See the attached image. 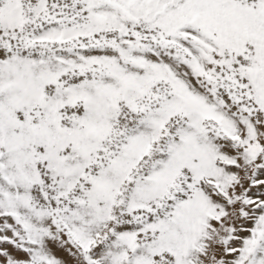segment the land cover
<instances>
[{
	"label": "bare ground",
	"instance_id": "bare-ground-1",
	"mask_svg": "<svg viewBox=\"0 0 264 264\" xmlns=\"http://www.w3.org/2000/svg\"><path fill=\"white\" fill-rule=\"evenodd\" d=\"M71 1L74 5L71 6L70 9H67L66 6ZM103 1L106 2L107 0H103ZM166 1L168 0H162V1L161 0H129L130 3L126 5L127 7L125 11L126 13L127 11L130 10L129 12H132V11L134 13L144 12L145 14L147 13L149 15H153L152 12L155 9L159 11V13L163 11L164 9L163 5H165ZM172 1H174V7H175V6H181L182 2L186 0H172ZM189 1L191 2L193 0H189ZM198 1L200 2V4L204 3V5L205 4L209 5L212 3L211 5L212 7L213 6L219 7V8L214 9L211 12V15L221 10L219 12L218 18H214V20H216L217 23L219 22L221 24L220 26L221 31H224L222 33L230 35L231 33L236 34V31H238V34H242L246 30L245 35L247 33H250L251 35L264 34V0H204V1L198 0ZM77 2L80 3L81 0H15V5L6 10V8H4V1L0 0V8L3 7L0 11H3L5 9L3 13L12 17L15 21L21 20L20 24L23 30L21 33L16 32L15 35L8 34L9 36H5L2 32H0V57L4 56L6 58H11L10 60L11 64H12V61L15 62V66H14L15 69H12V68L0 69V264H171L170 261L174 264H184L188 256H186L185 253H182V254L180 253L181 251L180 249L184 248L183 246L179 247L177 245L174 248L176 249L178 247L176 250V258L174 257L173 258L174 261H173L170 258L163 257V256L161 257L160 255L159 256L156 255L155 252H153L150 249L149 240L150 242H152V240L155 238H152L150 236L151 234L149 235V232H147L146 234H144L143 230H142L143 234L137 232L139 226L143 228L144 227L143 224L145 222L150 221V220H155L154 217H156V215L154 216L151 214L153 212H150L146 208L145 210L146 212L149 213V215H148V218L147 219L144 218V220H141L140 216L137 218H133L129 214L128 216L127 214L122 212L127 217L121 214V211H123V207L121 204L124 203L122 202V200H124L125 198H129L130 196H126L129 193L132 195L130 191V184H131L130 181L126 186L124 185L125 187L121 189L120 197L118 199L119 203L115 204V207L112 206L113 208L111 210L114 216L112 219L107 220L108 228H106L105 231L101 232V234H99L98 237H96L97 231L90 232L92 231V227L91 228L86 227V229L83 228L84 226L83 223H85L83 222V220L84 219L87 220V217L85 218L83 217L85 216L84 211H86V209H82V208L73 209L72 207H69L72 202L70 198L68 199L67 195L69 194L66 193L59 200L56 199L55 201V198L57 197V196L55 197V194L59 192L58 190H59L60 184L58 185L57 181L54 183V178L51 174V171L54 170L53 169L54 164H57L58 168H61V170L63 171L68 168L66 162L62 159V157L65 155L67 156L70 155V151H71L69 148L70 146L80 143V145L82 144V148L85 146L86 147L90 146L91 148H94L95 141L92 138V136H94L96 134V131H98L97 135L102 136L101 141L97 142L99 143L100 147H103V145L107 146V148L112 153H117L121 148H123L125 149L123 150V152L129 155L131 153V150H130L131 148L130 147L128 149L124 148L126 146L128 147V141L131 140V144L134 145L137 142L136 140H134L137 136H139L140 138L141 137L143 138L140 132H137V131L133 132L134 130H137V128L134 129L133 128L134 124L129 123L128 119L127 121L126 119H122L121 124L117 122V120L113 116V115H116L114 114V111L116 109L113 107V105L112 106L110 105L109 107L104 108L103 104H101L102 103L101 96H99L98 94H102V96L104 94L105 97H108L110 93L108 91H105L104 87L102 86H100L99 90L96 91L94 88V82L92 83L88 81L90 77L88 76L89 73L77 71V74L74 73V75H72L71 72L65 69L66 66L78 68L76 63L71 62V59L67 60L68 59L67 55H74V56H69L71 58L75 57V55L76 57H78V55L87 56L89 52L94 53V52H97L98 50L104 49L103 44L101 45L96 44L95 46L90 47L89 41L96 42L98 40V37L101 35V32H100V35H97V32H95L94 30L96 28L98 29L97 24H96V19H94L95 15L90 14L89 18L86 17V12L83 11L84 8L80 7L81 4H77ZM99 2L100 1L97 0V3L95 4V6H97L98 8L101 6L105 7L104 4L111 5L114 2L119 3L120 1L111 0L109 3H104V4L102 3V5ZM120 5L122 7H125L123 4H120ZM157 6L158 7L160 6L159 7L160 9H157L156 8ZM120 9L121 8H119V10ZM148 10H151V11L148 12ZM171 13L172 12H170V14ZM120 14L124 17L123 14H125V12L124 11L119 12L117 14V17H119ZM79 16H82V17H80L79 19L75 18ZM85 18L87 20L85 25L88 28H92L91 32L87 31L84 26L83 20ZM117 19L118 18H116V20ZM194 19L196 18L194 17ZM116 20L114 21L116 22ZM185 21H189V19ZM108 22L112 23L110 19L108 20ZM75 24H79L80 27L83 28L82 38L80 37L77 39H73L71 37H68V35H70V32H72L73 30L72 28L74 27L77 28ZM103 24L104 23L102 22V25ZM98 25L100 27V24ZM6 26H9V25H6ZM173 26H175V24H173ZM182 27L181 28L178 27L175 29L171 25L170 29L168 30L167 28V30L171 32H174L176 30L175 31L176 32L175 35H176L178 31H181ZM197 27L201 29L203 26H201L199 23ZM193 28H195V25H193ZM238 28L240 29V33H239ZM58 30L59 31L63 30V32L65 33L64 35L61 36L60 40L58 41V44H56L58 49L52 51L49 49L50 46L40 48L42 45L46 46V43H44L41 40V39H46L43 36L50 35L49 37H52V36L54 37L53 34L56 33ZM85 33L88 35L84 37ZM140 37H144V34L140 35ZM164 38L165 36L162 35L161 41L165 42ZM246 38L247 40H250L252 43L253 38H251L250 35L248 36L246 35ZM205 39H208V38H205ZM231 42L239 43V44L236 43V45L231 49L237 50L239 48H237L236 46L242 45L245 47L246 52H247V54L243 53L241 55L242 58L239 61H233V66L240 67V68L246 67L247 64L251 63L250 59L248 60L246 59L249 57L251 58L252 51L249 49L251 45H249V42H245V41L240 43L239 40L231 41ZM19 46H21L22 48H20ZM221 47H224V50L221 51V55H222V52L224 53L227 47H225L224 45H222ZM38 49H44V50L42 52H38ZM151 49L152 48H150V50ZM167 50L168 49L165 50V53L167 54L168 59L169 58L179 59L178 57L180 56L178 55V52L180 54V50L175 51L174 49L173 52L168 50L172 54L168 53ZM90 55L91 54H89V56ZM55 57L60 58V59L54 62L50 61V60L55 59ZM163 57H165V55ZM154 60H157V59H154ZM215 61L217 60L215 59ZM223 61H222V64H225V61L224 62ZM239 62L243 63L246 66L240 64ZM178 63L179 62H177V64ZM213 63H214V58H213V62H211L212 67L214 68L209 67L210 69H206V74L207 76H209L212 84L216 83V85H212L209 88L210 94L211 95L214 94L218 98L227 97L226 98L227 102L224 101V105H228V107L230 106V108L225 112V114H227L228 118H230L231 120H234V117L237 116V117L243 118L244 120L247 119L251 123L256 124L253 127L251 126L252 134H254V136L248 134L246 137L244 136L246 135V133H244L242 136L240 137L238 136L239 138H236V140H234L232 139L233 136L231 137L230 135H228L229 133L225 131L226 128L222 132L218 129V127H214L212 125L213 130H211L212 126L209 124L211 120L210 122H208L210 126H208L207 123H203L206 125L205 126L202 125L204 129L201 133L203 134L204 138L208 139V143L206 144L207 147L210 148V151H208V153L217 151L216 153H214V156H216L217 159L213 166L219 171V176L216 179L217 183L216 184L210 183L209 180H207L208 177H206L207 179L206 180L203 179L204 181L201 179V182L199 184H193L189 186L187 180L184 179L186 172L188 170L185 171L186 168L184 167L185 168L184 171L178 172L179 174L177 173V176H180L183 179L175 180L173 178L175 182H173V185H172V187L174 188L171 189L170 191V194H171L170 198H168L169 194L168 195L166 194L167 197L166 195H165V198L162 197L161 201L159 200L160 201L159 204H155L156 207L154 208L161 207L165 218H167L169 215H172L170 214V210H171V207L174 204H176V202L183 204L182 208L185 207L183 197L186 199L188 197V199L194 202L195 204L198 203L197 201H199L201 203V206L203 207H204L205 202H208V200L209 202L212 200L217 202V206H215V208L206 209L208 212L210 210L211 213L219 214L220 222L216 228H214L213 230L210 229L209 234L211 236L210 235L209 236L211 239L209 240L207 238L208 241H210V243L205 247L206 252L203 254V258L204 257L207 258L209 255H210L209 258L210 257L213 258V255L214 257L215 256L221 257L219 258L218 263L224 262V261L226 262L227 258L228 260L234 258L236 259L235 260L236 262L234 261L232 263L237 264V262H239L241 259L242 260L245 259V258L243 259V257L241 258L244 250L239 249L238 251L236 250L233 251V247H235L236 249L239 247V243H238L240 239L239 236H245L244 235L245 234L244 228H246L245 226L248 224L247 227L249 226L251 227L252 222L250 224L249 222H247L246 215L249 214L248 209L250 212L254 213L257 211L256 207L253 208L254 207L253 205L256 206V204L254 203H257V204L259 202L263 203V200L261 198L259 202L258 201L254 202V199H256V196L258 194L260 195L264 191L263 183L260 184L261 183L260 181L264 179V143H263L264 142V109H262L264 108V83H263L264 71H263V74L261 75L258 74L260 73V71H255V73H253L252 71L251 74L253 75V77L249 75V78H251L253 81H250V79H248L247 83H243V80H244V75H243V77H241L243 78L242 82H240V83H243V85L241 86V88H239V86L237 88L235 87V85L237 86L240 83L237 84L238 82L237 83L231 82L234 79V77L237 75L236 69H235V74H232L233 71L231 69H226V67L224 66L223 69H225V72H227V74L225 75L224 71L213 66L214 65ZM228 64L229 63L226 62L225 65L229 67ZM233 66L231 63L230 67L232 68ZM250 66H252V63L250 64ZM189 67H192V66H189ZM251 68L252 70L253 69L256 70V68H254L253 66ZM216 69H218V71H216ZM186 70L188 69H185V71ZM109 71H111V69H108V72ZM229 73L231 74V76L228 77ZM108 76L112 79V81L109 79H104L102 77H98V78L100 80H107L109 82L111 81L110 85L112 86L115 85L114 82L120 83L119 81H117L116 75L113 74V76H111L110 74ZM105 77L107 78V76ZM143 77H149L147 70H145L143 73L140 72L135 77V82L132 79L130 81L133 84H139L141 81H144ZM130 81H127L126 83L130 84ZM163 84L165 85V83H162V82L159 84H156L152 91V94L156 96L160 94V92H163L164 94V88H166V86L163 88L164 86ZM205 85H206V82H205ZM157 86L158 87L162 86V87L160 88V90H158ZM65 89H67L70 93L72 92V94H74L75 96L73 95L69 96L68 94L64 93L62 90H65ZM119 90L122 91L124 89H119ZM183 93H184V90H183ZM86 95L87 97L82 99ZM177 95H179V93ZM192 96L194 95L192 94ZM184 97H185V93H184L183 98ZM205 97L207 96L205 95ZM169 98L167 100H169ZM179 98L180 97H178V99ZM260 98H262V102H260ZM74 99H77V100L75 101L74 104H72L74 102ZM81 99L85 102L83 103V105H81ZM136 99H137V96H136ZM208 101L209 99H207V102ZM172 102H170L171 105H172ZM184 102L187 103V101H184ZM159 105L161 104L159 103ZM85 106L86 108L83 109V107ZM163 108L165 109L166 107H163ZM192 108L194 109V107ZM100 109H103V110L100 111ZM210 109L212 108L210 107ZM129 111H132V110H129ZM209 112L211 114L210 110ZM136 114L140 115L137 119L139 121L141 120V122L143 121V119L141 118L145 116L146 114L148 115V113L145 112L144 109L141 111L140 110L137 111ZM200 115H201V112L198 115L195 114V116H193L192 118L198 121ZM55 117H58V120H55ZM97 122H100V126L98 127H97ZM183 123H186V120ZM68 125H71L72 127L70 126L68 127ZM174 125L175 124H170V128L167 129L166 126L165 128L166 130L170 131V129L173 128ZM112 126H115L116 128L115 127L112 128ZM192 127L190 126V128ZM244 128H246V125H244ZM105 129H109V131L107 133H104ZM227 129H228V126H227ZM68 131L70 132L69 138L66 137L67 135L65 136V133H67ZM170 135H173V134L170 133ZM167 136L160 137L155 142L152 148L149 149V151L146 153L145 158H143L142 162L144 163L142 165L131 166V170L133 171V174L131 175V177H134L137 174L139 176L142 175L143 177L148 176L149 172L144 168V166L147 163L151 165L154 160H155L154 162L155 166L153 167L154 170L158 168L159 161L160 162L164 161L165 166L166 165L170 166L171 160L173 159V157H171L172 156L171 153L175 154L174 149L175 148L177 149V147L180 148L178 150L179 152L188 153L186 150L187 145H185L184 147L177 146L173 149L169 148L171 153L169 152V150H166L165 144H166ZM124 137H126L125 140H123ZM89 138H90V141H89ZM172 138H174L175 140L176 135L175 137H172ZM87 140H88V145L84 144V141H87ZM133 140L135 141V143ZM73 142L74 144L71 145V143ZM197 143L198 145L200 144V142H197ZM100 147L98 146V153L101 150ZM180 158L184 160L185 156H181V154H179L177 160H180ZM196 159L197 158H195L193 161H196ZM221 160H225V162L223 163L221 162ZM207 161H209V159H207ZM188 164H190V159L185 164L182 163L183 166H186ZM119 166L120 165H116V167H119ZM183 166H180V167H183ZM247 170L249 171L247 172ZM158 171L162 172L160 169ZM166 171L162 172V174L161 173L159 174L158 180H157L158 182L161 180L165 182L167 180L165 176ZM207 171L210 172L209 169ZM231 171H233L234 173L232 175H229ZM156 173L154 174L152 173L148 177H154V176L156 177L157 176ZM130 174H131V171H130ZM224 175H227L228 179H224ZM203 178H205L204 175H203ZM118 179H121V178L118 177ZM148 180H143L140 183V191H142V195L144 196V197L142 196L143 197L142 199H146L147 197L145 196L146 194L150 195V193L146 189L147 188L146 186H149L150 184H152L151 181H153V179H148ZM60 182L62 184L61 186L65 185L64 179L61 180ZM253 183H256V185H253ZM235 185H238V186H235ZM162 188L160 189L164 190ZM222 189L224 190V194L221 193ZM65 192H67V189H65L64 192L62 193H65ZM117 194H118V191H117ZM140 195L141 193L139 194V196ZM134 197L138 198V196L136 195H134ZM207 207L209 206L207 205ZM230 210H234V212H237L236 214H238V216L236 214L235 216H233L231 214L232 211L230 212ZM262 210L264 212V208ZM103 212L98 213L96 217H100L101 216L100 214L103 215ZM262 216L259 215V217H255V216L253 217V218H256V220H254V222L255 221L256 222L254 225L255 229L253 227L252 228L255 231V235L258 233L257 238H258L259 245L262 242L264 243V224H262V222L264 221V216L263 217ZM181 218L184 219L182 216ZM181 218L180 220H182ZM99 221L100 220H97V222ZM194 221L195 223L193 224H197L196 220ZM227 221H230L228 222L229 224L227 228L225 229L223 228V230H221L220 226L224 225V223ZM261 224L263 225V228H260ZM95 226H97V224ZM259 228L261 229V231ZM126 230L128 231L130 230L129 233L127 232L125 233L124 231ZM197 230L200 231V228L198 227ZM204 230H205V227H204ZM182 232L183 231H181L180 233ZM92 233H93V236L96 237L95 239L92 236ZM184 233L186 234V231ZM192 235L194 236V231L192 232ZM88 236L90 237V243H87ZM205 237L206 235H204L203 238L205 239ZM216 238L219 240L221 238H224V241H223L222 247L215 245V250H214V246H213L214 242H211V240H214ZM199 240H201V237L199 238ZM222 240L223 239H221V241ZM203 241H206V240H203ZM244 242H246V238ZM133 244H135L136 247L132 246ZM175 244L176 243H174V245ZM244 244L242 243V245ZM165 249H168V248H165ZM184 250L186 251L187 249L184 248ZM254 252L257 253V250L256 251L254 250ZM245 254L246 253H244V257H245ZM262 254H264V251ZM238 256H240V258ZM257 256L261 257V254ZM216 261H215V264H218L216 263ZM248 261L247 263H249ZM262 262L264 264V261ZM257 263H260V260Z\"/></svg>",
	"mask_w": 264,
	"mask_h": 264
},
{
	"label": "rangeland",
	"instance_id": "rangeland-1",
	"mask_svg": "<svg viewBox=\"0 0 264 264\" xmlns=\"http://www.w3.org/2000/svg\"><path fill=\"white\" fill-rule=\"evenodd\" d=\"M3 1H4V8H6V10L15 5V0H3ZM99 1H100L99 3L102 5V3L103 4L109 3L111 0H107L106 2H104L103 0H99ZM119 1H120L119 3L123 4L125 7H122L118 2L117 3L114 2L111 5L104 4L105 7L101 6L99 8L97 6H95V4L97 3V0H93V2H92V0H81L80 3L77 2V4H81L80 7L84 8L83 11L86 12V17L89 18L90 14L95 15L94 19H96V24H97L98 29L96 28L94 30H95V32H97V35H100V32H101V35L98 37V40L96 42H90L89 41L90 47L95 46L96 44H99V45L103 44L104 49L98 50L97 52H94V53L89 52L87 56L78 55V57H76V55H75V57L71 58L69 56H74V55H67L68 56L67 60L71 59V62L76 63L78 68L66 66L65 69L67 71L71 72L72 75H74V73L77 74V71L89 73L88 76H90V77H89L88 81L92 82V83L94 82V88L96 91H98L100 86H102V87H104L105 91H108L110 93L108 97H105L103 94L104 98H103L102 94H98L99 96H101V99H102L101 104H103L104 108L109 107L110 105L111 106L113 105V107L116 109L114 111V114H116V115H113V116L115 117L117 122L121 124L122 119H126V121L128 119L129 123L134 124L133 128L134 129L137 128V130H134L133 132H136V131L140 132L142 134L143 138L142 137L140 138L139 136H137L134 139L137 142L135 143V141L133 140L136 145L131 144V140L128 141V147L126 146L124 148H127V149L129 147L131 148L130 149L131 153L129 155H127L125 152H123V150H125L123 148H121L117 152L118 153L117 154V153H112L107 148V146L103 145V147H100L99 143H97V142L101 141L102 136L97 135L98 131H96V134L94 136H92V138L95 141L94 148H91L90 146L89 147L85 146L82 148V144L81 145H80V143L74 144L75 141L73 143H71V145L72 144H74V145L69 147L71 150L70 155L69 156L65 155L62 157V159L66 162L68 168L63 171V170H61V168H58L57 164H54V167H53L54 170L51 171V174L54 178V183L57 181L58 185L60 184V187L58 190L59 192H57V194H55V197L57 196L55 198V201H56V199L59 200L64 194H66V193L69 194V195H67L68 199L70 198L72 200L69 207H72L73 209L74 208L86 209V211H84L85 216H83V217L84 218L87 217V220H85V219L83 220V222H85V223H83L84 224L83 228L86 229V227H88V228L92 227V231H90V232H96L97 231L96 237H98L99 234H101V232L105 231V229L108 228L107 220L112 219L114 216L111 209L113 207H115V204L119 203L118 199L120 197L121 189L123 187H125L130 181L131 182L130 191H131L132 195L129 193L126 196H130V197L122 200V202H124V203L121 202L122 203L121 205L123 207V211H121V214H123V213H125L127 215L129 214L133 218H137L140 216V219L144 220V218L147 219L148 215H149V213L146 212V210H145L147 208L150 212H153V213H151L152 215H154V216L156 215V217H154L155 220H150V221L145 222L143 224L144 227L142 228L139 226L138 230H137L138 233H142V234H143V231H144V234L149 232V235L151 234L150 236L152 238H155L152 240V242H150V240H149V244H150L149 246H150V249L153 252H155L156 255H158V256L160 255L161 257L162 256L167 257V258H170L174 261L173 258L174 257L176 258V250L178 247L176 249H174V248L178 245L179 247L183 246L184 248L187 249L186 251L184 250V248H181L180 249L181 251L179 250L181 254L185 253V255L188 256L187 260L184 262V264H203V263L204 264H215L216 260H217L216 263H218V260L221 257L215 256L216 257L215 258L213 255V258H214L213 259L211 257L209 258V256H210L209 255L207 258L204 257L206 259L203 258V254L206 252L205 247L210 243V241H208V239L209 240L211 239L210 238L211 235L209 234L210 229L213 230L214 228H216L220 222V220H219L220 215L219 214L211 213L210 210L208 212L206 209L215 208V206H217V202H215L213 200L210 202H209V200H208V202L204 201L206 205L204 204V207H203V206H201V203L199 201H197L198 203L195 204L194 202L190 201L188 199V197L186 199L182 195V197L184 199V203H185V207H183L184 209L182 208L183 204L176 202V204H174L170 210V214H172V215H169L167 218H165L161 207H157V208H154V207H156L155 204H159L162 197L165 198L166 194L167 195L169 194L168 198H170V196H171L170 191H171V189L174 188V187H172L173 182H175L176 179H183L182 177L177 176V173L180 171H184L185 168H186L185 171H187V170L188 171L186 172L184 179L187 180L189 186L193 185V184H199L201 182V179L206 180L207 179L206 177H208L207 180H209L210 183H212V184L217 183L216 179L219 176V171L215 167H213L215 162H216V159H217V157L214 156V153H216L217 151L208 153V151H210V148L207 147V145H206L208 143V139L204 138L203 134L201 133L204 129L202 125H204V126L206 125L203 123H207L208 126L213 125L214 127H218V129L222 132L226 128L225 131L228 132L229 133L228 135H230L231 137L233 136L232 139H234V140H236V138H239L240 136H242L244 133H246V135H244L246 137L248 134L254 136V134H252L251 126L253 127L256 124L251 123L247 119L244 120L243 118H240L237 116L234 117L233 115L232 116L234 117V120H231L230 118H228L227 114H225V112L230 108V106L228 107V105H224V101L227 102V99H226L227 97L226 98L224 97L225 99L224 98H218L214 94H213L214 96L210 94L209 88L212 85H216V83L212 84L209 76H207V74H206V69L214 68V67H212V64H211V62H213V58H214V63H213L214 65L213 66L224 71L225 75L227 74V72H225V69H223L224 66L226 67V69H231L233 71L232 74H235V69H236L237 75L234 77V79L231 82H233V83L238 82L237 84H239L240 82H242L243 78H241V77H243V75H244L243 83H247L248 79H250V81H253L251 78H249V75H251L253 77V75L251 74L252 71H253V73H255V71H260V73H258L259 75L263 74V71H264V34L251 35L250 33H247L246 34L247 36L250 35L251 38H253V41L251 43V41L247 40V38H246V35H245L246 30L242 34H238V31H236V34L231 33L230 35L222 33L224 31H221V27H220L221 24L219 22L217 23V21L214 20V18H218L219 12L221 10L214 13V14L212 13L213 15H211V12L214 9L219 8L218 6L212 7L211 6L212 3L209 5H207V4L204 5V3L200 4V2L198 0H193L191 2L189 0H186V1L182 2L181 6H175L174 7V1L168 0L165 2V5H163L164 9H163V11H161V13H159V11H157L155 9L152 12L153 15H149L147 13L145 14L144 12H142V13L141 12L140 13H137V12L134 13L133 11L129 12L130 10L127 11V13H126L125 9L127 7L126 5L128 3H130L129 0H119ZM126 1H128V2H126ZM93 3H94V5H93ZM156 4H158V3H156ZM73 5L74 4L71 1L67 4L66 7H67V9H70V7ZM106 6H107V8H106ZM191 6H193V7H191ZM118 7L121 9L119 10ZM159 7L157 6L156 8L160 9ZM2 8H0V10ZM4 10L0 11V32H2L5 36H9L8 34H14L15 35L16 32L21 33L23 31L22 26L20 24L21 20L15 21L12 17L3 13ZM121 11L125 12V14H123L124 17L121 14L119 15V17H117V14ZM150 11L151 10H148V12H150ZM155 11H157L158 13ZM168 11H170L172 13L170 14V12H168ZM151 16H153V17H151ZM80 17H82V16L75 17V18L79 19ZM115 17L118 19L116 20ZM154 17H155V19H154ZM194 17L196 19H194ZM1 18H3V19H1ZM109 19H110V21H112V23L108 22ZM119 19H121V20H119ZM188 19H189V21H185ZM114 20H116V22ZM213 20H214V22H213ZM83 21H84L83 23H84L86 30L91 32L92 28H88L85 25V23L87 22L86 18ZM1 22H3V23H1ZM102 22L104 23L103 25H102ZM185 22H187V23H185ZM199 23L204 28L203 27L201 29L198 28L197 25ZM10 24H12V25H10ZM98 24H100L101 28L99 27ZM146 24H147V26H146ZM173 24H175V26H173ZM192 24L195 25V28H193ZM6 25H9V26H6ZM171 25L175 29L178 27L181 28L183 26L184 28L182 27V29H181V31H183V32L178 31L177 34L175 35L176 30L174 32L168 31L170 29ZM235 25H237V24H235ZM75 26H77V28L76 27L72 28L73 30H72V32H70V35H68V37H71L73 39H77L80 37L82 38V36H83L82 35V29L83 28L80 27L79 24H75ZM191 26H192V28H191ZM121 28H123V29H121ZM167 28H168V30H167ZM11 30H12V32H11ZM137 33L139 34V36ZM160 33L161 34L163 33L162 35L165 36V38H164L165 42L161 41L162 35ZM239 33H240V29H239ZM64 34L65 33L63 32V30L62 31L58 30L56 33L53 34L54 37L53 36L49 37L50 35L43 36L46 39H41V40L44 43H46V46L42 45L40 48L50 46L49 47L50 50H52V51L57 50L58 47L56 46V44H58V41L60 40L61 36ZM143 34H144V37H140V35H143ZM214 34H215V36H214ZM86 35H88V34L85 33L84 37ZM156 35H157V37H156ZM167 36H168V38H167ZM205 38H208V39H205ZM236 39L239 40L240 43L245 41V42H249V45H251V47H249V49L252 51L251 58L249 57L246 59L247 60L250 59L252 66L254 68H256V70L255 69L252 70V68H251L252 66H250L251 63L247 64V66H246L243 63L239 62L240 64L246 66V67H242V68L233 66V61H239L242 58L241 55L243 53L247 54L245 47L242 45L236 46L237 48H239L237 50L231 49L237 43V42H231V41H237ZM46 40H48V41H46ZM154 40H155V42H154ZM157 40H158V42H157ZM135 41H136V43H135ZM191 42H193V43H191ZM221 42H223V43H221ZM211 43H212V45H211ZM237 44H239V43H237ZM202 45L204 48L202 47ZM222 45L227 47V49L229 47V49L228 50L225 49L227 52L225 51L224 53H226V54H224L222 52V55H221V51L224 50V47H221ZM19 47L22 48L21 46H19ZM150 48H152V49L150 50ZM153 48H155V49H153ZM165 48L172 51V52L174 49H175V51L180 50V54L178 52V55L180 56V57H178L179 59H177V58H174V59L169 58L168 59V56L165 53V50H166ZM213 49H215V50H213ZM43 50L44 49H38V52H42ZM111 50H112V52H111ZM170 51H168V53L172 54ZM232 51H234V52H232ZM89 54H91V55L89 56ZM174 54H176V53H174ZM164 55H165V57H163ZM153 58L157 59V60H154ZM207 58H209V59H207ZM59 59L60 58L55 57V59L50 60V61L54 62V61H57ZM175 59H177V60H175ZM215 59L219 62L215 61ZM228 59H229V61H228ZM10 60H11V58H6L4 56H1L0 57V69H4V68L5 69H8V68L15 69V67H14L15 62L12 61V64H11ZM221 60L222 61L224 60L225 64H226V62H228L229 67L225 64H222ZM204 61H206V62H204ZM177 62H179V63L177 64ZM186 63L188 64V66ZM231 63L233 66L232 68L230 67ZM236 63H238V62H236ZM181 64H183V65H181ZM1 65H2V67H1ZM155 66H157V67H155ZM164 66H165V68H164ZM189 66H192V67H189ZM95 69H96V71H95ZM108 69H111V71L108 72ZM185 69H188V70L185 71ZM218 69H216V71H218ZM145 70L148 71L149 77H143L144 81H141L139 84H133L130 81L132 79L135 82V77L140 72L143 73ZM154 71H156V72H154ZM178 71H179V73H178ZM241 73H243V74H241ZM110 74H111V76H113V74L116 75L117 81H119L120 83L114 82V84H115L114 86L110 85V83L112 81V79L108 76ZM183 74H184V76H183ZM105 76H107V78ZM229 76H231L230 73L228 74V77ZM98 77H102L104 79H109L111 81L109 82L107 80H100ZM165 78H167V79H165ZM169 78L171 79V81ZM92 79H93V81H92ZM97 80H99V81H97ZM127 81H130V84L126 83ZM123 82L126 84H124ZM161 82L165 83V85L163 84L164 85L163 88L166 86V88H164V94L165 95L163 94V92H160V94H158L159 96L153 95L152 91H153L155 85L159 84ZM205 82H206V85H205ZM243 83H240L237 86L235 85V87L238 88V86H239V88H241ZM263 83H264V81H263ZM188 85H189V87H188ZM161 87L157 86V89L160 90ZM119 89H124V90L120 91ZM188 89H190V90H188ZM183 90L185 93L184 98H183V96H184ZM200 90H202V91H200ZM62 91L64 93L68 94L69 96L70 95L75 96L74 94H72V92L70 93L67 89L62 90ZM178 93H179V95H177ZM198 93H200V94H198ZM192 94L194 96H192ZM204 94L207 97H205ZM136 96H137V99H136ZM86 97H87V95L84 96L82 99H84ZM124 97H126L128 100ZM166 97H168V98L170 97L169 100H167L168 98H166ZM178 97H180L181 99L180 98L178 99ZM82 99H81V105H83V103H85ZM207 99H209L208 102H207ZM76 100L77 99H74V102L72 104H74ZM184 101H187V103L190 106ZM170 102H172V105L170 104ZM180 102H181V104H180ZM260 102H262V98H260ZM142 103L144 106L142 105ZM159 103L161 105H159ZM166 103H167V105H166ZM205 104H207V105H205ZM215 105H217V106H215ZM207 106H209V107H207ZM163 107H166V108L164 109ZM184 107L186 108V110ZM192 107H194V109L196 108L197 110L195 109L196 110L195 111ZM210 107L212 109H210ZM216 107H218V108H216ZM85 108H86V106L83 107V109H85ZM140 108H142V109H140ZM143 109L145 110V112L148 113V115L146 114L145 116H143L141 118V119H143V121L141 122V120L139 121L137 119L140 115H137L136 113H137V111H139V110L141 111ZM150 109H152V110H150ZM262 109H264V108H262ZM101 110H103V109H100V111ZM129 110H132V111H129ZM184 110H185V112H184ZM209 110L211 111V114H210ZM200 112H201V115L199 116L198 121L196 119L192 118L193 116H195V114L198 115ZM123 113H124V115H123ZM207 115H209V116H207ZM161 116H162V118H161ZM168 116H169V118H168ZM108 118H110V117H108ZM55 120H58V117H55ZM178 120H179V122H178ZM185 120H186V123H183V122H185ZM210 120H211V122H210ZM203 121H205V122H203ZM208 122H210L209 123L210 125L208 124ZM180 123H181V125H180ZM182 123H183V125H182ZM108 124H109V122H108ZM170 124H175V125L173 128L170 129V131L166 130V128L167 129L170 128ZM186 124L189 128L186 126ZM196 124L199 127H197ZM244 125H246V128H244ZM69 126L72 127L71 125H68V127ZM98 126H100V122H97V127ZM165 126H166V128H165ZM183 126H184V128H183ZM190 126L191 127L193 126V127L190 128ZM213 126H212L211 130H213ZM227 126H228V129H227ZM114 127L115 126H112V128H114ZM190 130H192L194 133ZM69 131L67 133H65V136L67 135L66 136L67 138H69V135L71 132V131L70 132ZM108 131H109V129H105L104 133H107ZM162 131H164V132H162ZM233 131H235V132H233ZM169 132L173 135H170ZM197 132H199V133H197ZM159 133H161V134H159ZM174 134L176 135L175 140H174V138H172V137H175ZM225 134H227V133H225ZM235 135H237V136H235ZM163 136H167L166 144H165L166 150H169V148L173 149L177 146L184 147L185 145H187L186 150L188 153L179 152L178 150L180 148H178V147H177V149L176 148L174 149L175 154H172L169 150V152L172 155L171 157H173V159L171 160L170 166L169 165L165 166L164 161L163 162L159 161L158 168L154 170L153 167L155 166V163H154L155 160L153 161V163L151 165L149 163H147L144 166V168L149 172V175L157 172L156 177L155 176L154 177H148L149 175L143 177L142 175L139 176L138 174L135 175L134 177H131V175L133 174V171L131 170V166L142 165L144 163V162H142V160H143V158H145L146 153L149 151V149L152 148V146L155 144V142L160 137H163ZM198 136L200 139L198 138ZM252 136H250V137H252ZM125 139H126V137H124L123 140H125ZM138 140H140V141H138ZM173 140H174V142H173ZM89 141H90V138H89ZM203 141L205 144L203 143ZM197 142H200V144L198 145ZM84 144L88 145V140L84 141ZM98 146L101 149L99 153H98ZM202 146H203V148H202ZM104 147H105V149H104ZM176 150L178 153L176 152ZM198 153H200L201 155ZM179 154H181V156H185L184 160L181 158H180V160H177ZM175 156H177V157H175ZM195 158H197L196 161H193ZM189 159H190V164L183 166L182 163L185 164L187 161H189ZM207 159H209V161H207ZM221 162L224 163L225 160H221ZM210 164H212V165H210ZM116 165H120V166L116 167ZM176 166H177V168H176ZM180 166H183V167H180ZM208 166H209V168H208ZM178 168H180V169H178ZM129 169L131 171V174H130ZM159 169L162 172L167 170L165 172V176L167 178V180L165 182H163V180H161L159 182L157 181L159 174L160 173L162 174V172L158 171ZM208 169L210 170V172L207 171ZM249 170H247V172ZM107 172H109V173H107ZM233 173L234 172L231 171V173H229V175H232ZM205 174H206V176H205ZM174 175H176V176H174ZM203 175L205 178H203ZM105 176H106V178H105ZM118 177L123 179V180L118 179ZM130 178H132V179H130ZM63 179L65 180V182H64L65 185L61 186L62 184L60 181ZM148 179H153V181H151L152 184H150L149 186H146L147 187L146 189L150 193V195L149 194L145 195V196H147L146 199H148V200H146V199H142L144 196L142 195V191H140V183L143 180H148ZM224 179H228V176L224 175ZM148 181H150V180H148ZM260 182H258V183H260V184L263 183V186H264V179L261 180ZM258 183H257V185H258ZM158 184L160 185V187ZM253 185H256V183H253ZM162 186H163V188H162ZM235 186H238V185H235ZM63 188L67 189V192L62 193L65 190ZM160 188H162L164 190H161ZM166 190H167V192H166ZM117 191H118V194H117ZM59 193H60V195H59ZM140 193H141V195L139 196ZM221 193L224 194L223 189H222ZM134 195L138 196V198L134 197ZM167 195H166V197H167ZM263 195H264V191L260 195L258 194L256 196V199H254V202H257V201L259 202V200H261V199L263 200V203L259 202L258 203L259 205L257 203H254V204H256V206L255 205H253L254 207L252 206L253 208L256 207V209H257L256 212L252 213L248 209L249 214L247 213L248 215H246V216H247V222H249V224L252 222L251 227L250 226L247 227L248 224L245 226L246 227V228H244L245 229V234H244L245 236H239V238L241 239V240L239 239V242H238L239 247L237 249L235 247H233V251H235V250L238 251L239 249L244 250L241 258L243 257V259L244 258L245 259L244 260L241 259L240 261L238 260L239 262H237V264H245V262H246V264H261V263L263 264L262 261H264V260H262V259H264V254H262V253L264 251V243L262 242L260 245L258 244V238H257L258 233L255 235V231H254V229H255L254 225L256 222V221L254 222V220H256V218H253L254 216L259 217V215L264 216V212L262 210L264 208V198H263L264 196ZM127 199H128V201H127ZM211 202H212V204H211ZM213 202H214V204H213ZM111 203H112V205H111ZM83 204H85V205H83ZM207 205L209 207H207ZM159 209H161V210H159ZM259 209H261V210H259ZM73 211H75V210H73ZM106 211H107V213H106ZM101 212H103V215L100 214L101 215L100 217H96L97 214L101 213ZM230 212L233 216H235V214L237 213V212H234V210H230ZM184 214H186V215H184ZM236 215L238 216V214H236ZM123 216L127 217L124 214H123ZM181 216L184 219H182ZM201 216H202V218H201ZM216 216H218V217H216ZM180 218L182 220H180ZM216 218L218 219V221ZM97 220H100V221L97 222ZM185 220H186V222H185ZM194 220H196L197 224H193V223H195ZM212 220H214L216 222H214ZM228 222H230V221H227L224 223V225L220 226V229L223 230V228L224 229L227 228V226L229 224ZM263 222H262V224H264ZM188 223H189V225H188ZM96 224H97V226H95ZM262 224L260 225V228H263ZM198 227L200 228L201 232L199 230H197ZM204 227H205V230H204ZM160 229H162V230H160ZM250 230H251V232H250ZM129 231L126 230L124 232L129 233ZM131 231H133V230H131ZM177 231H179V232H177ZM181 231H183V232L180 233ZM185 231H186V234L184 233ZM193 231H194V236L192 235ZM260 231H261V229H260ZM154 232H155V234H154ZM206 232H208V233H206ZM185 235H187V236H185ZM204 235H206L205 239L203 238ZM92 236H93V233H92ZM96 237H94V239ZM117 237H119V236H117ZM184 237H186V238H184ZM200 237H201L202 241L199 240ZM245 238H246V242H244ZM247 238H249V239H247ZM216 239L211 240V242H214V245H213L214 250H215V245L222 247L223 241H224V238H221V239H223L222 241H221V239L220 240L219 239L216 240ZM203 240H206V241H203ZM235 241H237V240H235ZM87 243H90V237L89 236H88V242ZM156 243H158V244H156ZM171 243H173V244H171ZM174 243H176V244L174 245ZM242 243L243 244L245 243V244L242 245ZM220 244H222V245H220ZM184 245H186V246H184ZM132 246L136 247L135 244H133ZM161 246H163V247H161ZM154 247L157 249H155ZM165 248H168V249H165ZM254 250L255 251L257 250V253H255ZM169 253H171V254H169ZM244 253L247 254V255L245 254V257H244ZM256 254L257 255L261 254V257L260 256L258 257ZM191 255H193V256H191ZM262 255H263V257H262ZM194 257H195V259H194ZM238 257L240 258V256H238ZM239 258H237V259H239ZM258 259L260 260V263H257L259 261ZM235 260L236 259H234V258L229 259V260L227 258L226 262L225 261L219 262L218 264H228V263L230 264V263L234 262ZM247 261L249 263H247ZM170 263L174 264L171 261H170ZM232 264H234V263H232Z\"/></svg>",
	"mask_w": 264,
	"mask_h": 264
}]
</instances>
